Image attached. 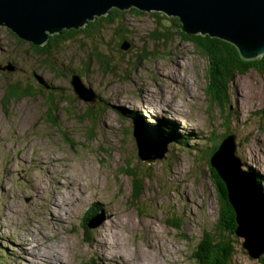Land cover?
<instances>
[{"label": "rangeland", "instance_id": "374dc122", "mask_svg": "<svg viewBox=\"0 0 264 264\" xmlns=\"http://www.w3.org/2000/svg\"><path fill=\"white\" fill-rule=\"evenodd\" d=\"M131 9L121 28L80 33L49 55L0 25V264H56L44 237L72 264H138L132 251L195 264L203 241L221 232L210 167L226 140L237 193L264 199V73L236 75L227 102L213 104L211 64L173 17L159 13L158 25ZM96 48L109 66L93 58ZM16 85L28 94L9 97ZM134 133L163 159L142 161ZM236 158L251 182H238ZM117 238L130 247L125 259L103 243ZM235 239L233 264H263V237L254 255L246 237Z\"/></svg>", "mask_w": 264, "mask_h": 264}, {"label": "water", "instance_id": "95a60500", "mask_svg": "<svg viewBox=\"0 0 264 264\" xmlns=\"http://www.w3.org/2000/svg\"><path fill=\"white\" fill-rule=\"evenodd\" d=\"M113 8L164 13L179 19L182 31L188 35L210 36L233 44L244 60H259L264 56V0H0V25L8 27L22 40L43 46L50 35L63 30H79ZM91 96L85 101L95 105L97 101ZM134 137L142 161L151 163L163 159L165 151L162 152L160 146L158 151H151L154 146L147 137L143 139L137 134ZM226 141L216 153L212 166L230 191L238 215V236L246 237L244 246L254 255L263 249V241H259L262 237L258 228H250V224L259 226L264 236V199L255 190L245 194L240 189L237 193L227 172L231 153L226 151L223 155L224 148L228 147ZM236 160L237 180L247 184L251 179L241 170L240 160Z\"/></svg>", "mask_w": 264, "mask_h": 264}, {"label": "trees", "instance_id": "16d2710c", "mask_svg": "<svg viewBox=\"0 0 264 264\" xmlns=\"http://www.w3.org/2000/svg\"><path fill=\"white\" fill-rule=\"evenodd\" d=\"M130 12L137 14H144L137 9H131ZM152 16L157 18V24L161 25L162 15L160 12H151ZM121 10L111 9L110 13L105 17L96 18L94 21L88 22L87 26L83 29L63 30L58 34L50 35L48 43L44 47H37L31 45V47L38 53L49 55L53 52L54 48H59L60 45L68 40L73 39L80 33L87 36L98 35L104 28H121V19L123 17ZM164 14V13H163ZM165 15V14H164ZM171 21L181 30L185 40L191 42L194 47L200 50L211 64L209 75V94L211 95V103L223 106L227 102L230 85L233 82L236 75H246L249 71L254 70L259 73H264V56L259 60L247 61L244 60L239 50L233 45L220 39H214L209 36L201 35H188L182 31L181 23L177 18H171ZM115 26V27H114ZM162 28V27H160ZM12 34H14L12 32ZM18 41H21L17 35H13ZM166 35H157V38H165ZM125 42V38H122ZM121 46V45H120ZM93 58L102 67L109 66L110 63L107 55L98 51V48L93 52ZM105 72L110 73L111 69L105 67ZM26 92H22L19 85L12 86L8 92L9 97H21L25 96ZM96 106V105H95ZM226 137V136H224ZM185 142V140H181ZM218 147H215L212 155L217 151ZM211 163V161H210ZM213 175L216 179L218 189H220L221 198V232L223 234H215L212 238L203 241L199 247V251L195 254V264H233V258L235 255L236 235L238 234L239 223L238 215L231 200L230 191L225 181L219 176L217 171L210 167ZM128 173L135 177V185L139 186L137 174L128 170ZM136 197V195H134ZM175 224V223H173ZM261 263L264 264V257L261 259Z\"/></svg>", "mask_w": 264, "mask_h": 264}, {"label": "bare ground", "instance_id": "6f19581e", "mask_svg": "<svg viewBox=\"0 0 264 264\" xmlns=\"http://www.w3.org/2000/svg\"><path fill=\"white\" fill-rule=\"evenodd\" d=\"M126 11V10H125ZM105 17V16H104ZM51 37V36H50ZM44 47V46H43ZM263 58V57H262ZM182 86V85H181ZM145 119V118H143ZM144 123H147L148 120H143ZM246 160H249V157L244 158ZM248 163V162H247ZM235 171V170H234ZM240 182V181H239ZM112 209H110L111 211ZM113 211V210H112ZM114 213H116V211H114ZM112 214V213H110ZM96 216V215H95ZM114 216V215H113ZM89 219V218H88ZM128 225V224H127ZM253 227V223L250 224V228ZM258 228V234L264 238L263 234H261L260 232V227L258 226H254V229ZM263 229V227H262ZM264 230V229H263ZM45 241L43 243L40 242V245L43 248V252L46 253L48 255V261L50 262H55L56 264H72L70 263V261L67 259V256H65L64 254H62L59 250V247L48 243V241H50L49 238L44 237L43 238ZM104 245L110 244L113 247H110L111 249H113L112 251H114L115 253L119 254L117 257L119 258H124L126 257L127 253L129 252V246L128 243L121 242V240L119 238H117L115 241L111 239V241H106L103 242ZM103 243L101 244L103 246ZM123 246H122V244ZM65 246L67 245V242H64ZM68 248V245L66 246ZM151 248V247H149ZM167 253H165L164 255H166ZM168 255V254H167ZM129 257V256H128ZM130 260H137L138 264H164V261L162 260V256L158 255V256H154V255H149L141 253L140 254L138 252L132 251L131 252V258ZM128 263V262H126Z\"/></svg>", "mask_w": 264, "mask_h": 264}]
</instances>
